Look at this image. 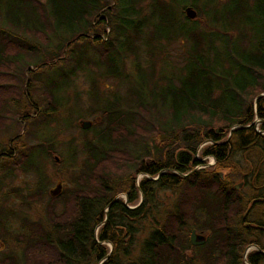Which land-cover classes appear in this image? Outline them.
Here are the masks:
<instances>
[{
    "label": "trees",
    "instance_id": "trees-1",
    "mask_svg": "<svg viewBox=\"0 0 264 264\" xmlns=\"http://www.w3.org/2000/svg\"><path fill=\"white\" fill-rule=\"evenodd\" d=\"M220 1H189L208 30L186 17V1L0 0V105L7 79L27 68L42 100L23 95V120L57 123L63 92L87 72L97 116L47 217L3 229L16 250L0 264H264V252L247 251L264 250V122H254L264 119V0ZM177 38L188 41L181 64L157 78L151 42ZM41 68L56 74L43 80ZM110 77L125 80L127 93L97 87ZM37 134L30 146L15 140L39 195L47 178L38 158L57 151L53 134ZM192 229L203 244L191 245Z\"/></svg>",
    "mask_w": 264,
    "mask_h": 264
},
{
    "label": "rangeland",
    "instance_id": "rangeland-1",
    "mask_svg": "<svg viewBox=\"0 0 264 264\" xmlns=\"http://www.w3.org/2000/svg\"><path fill=\"white\" fill-rule=\"evenodd\" d=\"M189 1L177 0L179 3L185 2V6L190 5ZM197 1L201 6L204 5L206 0ZM224 1L227 0H221L220 2L224 3ZM146 4L147 1L141 3L144 8L146 7ZM146 11V9H143L142 13L144 14ZM103 15L106 21L107 16L105 14ZM199 16H196L192 20L199 21V26L210 30L207 23L204 26L201 25V20L205 19L204 17L201 18L202 15L201 17ZM238 27L241 28L239 25ZM106 29L108 30V33H110L109 28ZM215 31L217 32L218 30L215 29ZM244 31H246L245 28ZM217 33L220 34V31ZM231 34L235 35V32H232ZM237 35L239 37L243 35V33L237 32ZM149 36V29H145L143 37L146 38ZM108 37H110V35ZM233 40L235 42L233 44L238 48L243 45V36L241 42H237V40H240L239 38ZM214 42L215 44L220 43L219 41ZM187 46L188 41L183 38H177L170 42H151L149 49L153 51L151 59L153 75L158 78L160 72L175 70V68L181 64V57L184 51L183 47L185 48ZM143 57H145V53L141 52V58ZM163 60L166 62L168 60L170 63H163ZM123 62L126 71L129 73L132 69V56H125ZM145 69L148 71V66H146ZM41 70H43V72H41L43 80L52 78L56 74L55 71H49L44 68H41ZM85 73L87 74V72H78L77 76L73 79V83L63 92V110L60 111L58 115H55V117L57 116V123L50 118L47 124H43V118H46L44 114L39 117L38 115H35L30 123L25 122L21 116L22 114L19 107L24 102V94L29 95L27 97L36 103L41 102L42 100V90L37 82L38 76L32 74L27 68H25L23 70H17L16 77L12 76L6 81L9 90V94L6 96L8 102L5 100L7 104L0 105V259L8 256L12 250H16V245L12 238H10L12 236L4 231L6 229L5 227L18 230L21 225V220H43L47 217V206L48 203H50L49 196H53L51 195L50 190L53 189L57 183H61V185L62 182L68 184L69 173L70 171L72 172V166L69 164L72 153H77L72 164H74L75 168L80 164L81 154H79V143L83 139L89 137L90 133L82 132L83 128H81L79 121L84 119L92 122V120H96L97 117L95 113L89 111L90 107L88 106L89 103L87 101V91L90 89V83L88 81L89 78L88 76H85ZM93 76L94 74L90 71L89 77L91 78ZM127 85L128 83L121 79L119 80L111 77L97 79V87L102 90L105 89V92L111 90L119 91L122 94L127 93ZM28 112L34 114L31 108L28 109ZM69 115L72 117L70 120L71 122L69 121ZM258 124L259 123L256 124L257 129ZM65 125L66 127L64 128ZM37 133L44 136L53 134L55 139L54 149L57 151L56 153H51L47 156L41 155L38 158L39 164L41 165L40 168L43 169V174L45 173L44 175H46L47 178L45 185L40 189L42 193L39 195H37L39 189L38 186H36L37 176L35 172L32 170L23 171L21 164H17V162L21 161L18 157V153L23 150V148L20 143H17L19 138H17V141L15 140V137L19 135V137H22L25 144L30 146L31 143H34L39 139H37ZM204 144H207V141L204 142L202 146ZM58 153L64 156L65 163H59ZM197 155H200V153H197ZM55 156H57L58 159H55ZM206 161L207 165H211L214 162L212 157L206 158ZM137 177L138 179L141 178L142 174H138ZM234 182L239 183V179L236 178ZM61 190L62 186L60 191L54 196L59 195ZM119 196L124 198V195ZM60 203L61 202H57L56 209L58 210L60 209ZM197 233L202 232L197 231ZM253 248H255L254 245H250L247 248V251ZM3 264L10 263L4 262Z\"/></svg>",
    "mask_w": 264,
    "mask_h": 264
},
{
    "label": "water",
    "instance_id": "water-1",
    "mask_svg": "<svg viewBox=\"0 0 264 264\" xmlns=\"http://www.w3.org/2000/svg\"><path fill=\"white\" fill-rule=\"evenodd\" d=\"M184 13H185L186 17H188L190 19L195 18L197 15L196 10L190 5L186 6L184 8ZM79 122H80L81 128H83V129H87L92 124V122L90 120H84V119H81ZM254 122H255V124L260 123V122H264V119H261V120L255 119ZM55 159H58V157L55 156ZM220 175L222 176L221 173H220ZM241 185H242L241 182L236 183L235 188L238 189ZM61 186H62L61 183H57L56 186L50 190L51 195H53V196L56 195L60 191ZM189 239H190L191 245H194V246L195 245H201L205 242V236L202 233H197V231L195 229H192L190 231ZM254 247L257 248L259 251L264 252V250H260L257 246L254 245ZM246 263L249 264L247 261H246Z\"/></svg>",
    "mask_w": 264,
    "mask_h": 264
}]
</instances>
